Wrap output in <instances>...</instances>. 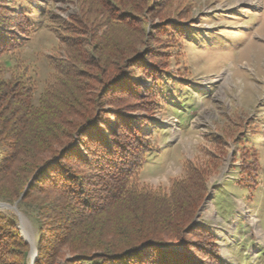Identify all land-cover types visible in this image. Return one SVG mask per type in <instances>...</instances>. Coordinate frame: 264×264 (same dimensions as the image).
<instances>
[{
  "label": "trees",
  "instance_id": "16d2710c",
  "mask_svg": "<svg viewBox=\"0 0 264 264\" xmlns=\"http://www.w3.org/2000/svg\"><path fill=\"white\" fill-rule=\"evenodd\" d=\"M98 1L103 20L79 13L64 24L68 58L57 61L59 76L37 101L30 77L0 78V201H17L18 210L35 223L32 264H205L202 255L217 263L216 237L192 223L206 193L202 176L188 169L168 195L138 189V171L150 149L144 129L149 118L131 114L142 106L136 100L106 113L95 102L98 87L106 83L126 92V98L146 96L151 106L145 110L152 112L161 76L168 72L153 56H130L136 42L97 31L120 25L144 37L143 16L138 20L144 0ZM10 16L28 31L23 12ZM7 25L0 20V54L14 41ZM157 31L174 37L180 26L169 20ZM119 56L139 73L132 67L114 72ZM1 65L16 66L9 58L0 59ZM88 69L116 74L91 77ZM256 168L247 173L255 174ZM190 233L200 238L189 245L185 236ZM28 247L17 217L0 211V264H27Z\"/></svg>",
  "mask_w": 264,
  "mask_h": 264
},
{
  "label": "rangeland",
  "instance_id": "374dc122",
  "mask_svg": "<svg viewBox=\"0 0 264 264\" xmlns=\"http://www.w3.org/2000/svg\"><path fill=\"white\" fill-rule=\"evenodd\" d=\"M144 5L142 14L137 13L144 18V37L120 25L112 29L101 23L97 31L101 36L112 33L121 42H136L130 56L142 53L164 63L168 72L161 76L154 110H145L151 106L146 96L126 98V92L111 90L106 83L98 87L95 102L106 113L136 100L142 106L131 114L149 118L144 129L150 149L138 171V189L168 195L176 181L187 178L188 169L202 176L206 193L192 223L216 237L218 251L217 263L206 255L200 256L202 262L264 264V0H144ZM102 9L98 0H0V20L15 33L0 59L16 64L1 65L0 78L30 77L37 101L59 76L57 61L68 58L64 24L79 13L103 20L98 14ZM19 12L29 21L27 32L10 16ZM169 20L178 23L180 32L161 36L157 26ZM121 44L123 52L125 43ZM116 60L114 72L132 67L130 71L139 73L121 56ZM87 72L91 77L110 75L107 69ZM255 166V174L247 173ZM16 203L0 201V211L17 217L19 233L29 242L31 264L35 223ZM185 238L190 245L200 237L190 233Z\"/></svg>",
  "mask_w": 264,
  "mask_h": 264
},
{
  "label": "water",
  "instance_id": "95a60500",
  "mask_svg": "<svg viewBox=\"0 0 264 264\" xmlns=\"http://www.w3.org/2000/svg\"><path fill=\"white\" fill-rule=\"evenodd\" d=\"M13 208L15 209L16 206L14 205ZM19 221H20V217H19ZM18 228H19V226H18ZM22 235H23V234H22ZM23 239L25 240V242L29 243V242L27 241V239H26L24 236H23ZM34 249H35V248H34ZM35 258H36V251H35L34 258L32 259V262L35 260Z\"/></svg>",
  "mask_w": 264,
  "mask_h": 264
},
{
  "label": "bare ground",
  "instance_id": "6f19581e",
  "mask_svg": "<svg viewBox=\"0 0 264 264\" xmlns=\"http://www.w3.org/2000/svg\"><path fill=\"white\" fill-rule=\"evenodd\" d=\"M34 251H36L35 249L33 250V248H32V250H31V254H30V258H34V256L33 255H35V252ZM32 258V259H33ZM31 264H32V260H31Z\"/></svg>",
  "mask_w": 264,
  "mask_h": 264
}]
</instances>
